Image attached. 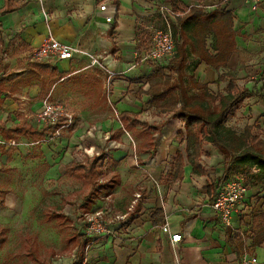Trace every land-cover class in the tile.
I'll list each match as a JSON object with an SVG mask.
<instances>
[{
	"label": "rangeland",
	"instance_id": "1",
	"mask_svg": "<svg viewBox=\"0 0 264 264\" xmlns=\"http://www.w3.org/2000/svg\"><path fill=\"white\" fill-rule=\"evenodd\" d=\"M170 14L171 9H158L147 16L138 15L135 37L127 41L125 53L115 46V42L110 46L114 60L117 63H131L129 67L136 69L134 74H130L129 70L109 68L103 60L100 65H92L97 67L96 70H85L77 75L55 77L43 72L38 73L33 69L31 56L19 57L24 51L31 50L23 43H18L8 51L7 61L0 62V73L3 71L19 73L4 84L9 91V99L5 103H0V126L3 124L14 126L16 122H24L26 119L38 125H41L40 119L45 118L44 122L51 121L55 113L45 115L46 104L54 106V111L57 112L56 122L53 125L48 124V135L39 141L23 134H13L17 137L15 140L13 138L16 144L8 150V147L4 149L1 146L5 138L0 133V187L10 191L6 196L5 205H0V227H7L9 230L8 241L0 250V264H67L66 257L72 254L68 245V238L73 235L70 229L74 226L76 230L78 226L76 221L73 225L67 219L55 218L53 214L64 213L65 207L66 214L78 215L83 210H90L83 207L90 194V188L83 187L81 179L67 172V166L72 165L74 161H82L86 159L85 156L89 158L97 152H104L106 158L103 160L102 168L112 174L119 172L120 167V174L125 181L117 195L113 188L114 195L109 192L112 198L109 205L106 206L99 196L95 207L90 211L112 206L114 214L126 213L129 211L130 202L135 198V193L140 192L143 195L146 191V184L142 187L141 183L149 182L152 191L158 193L161 184H168L171 181L177 152L181 151L186 155L183 122L171 119L161 131L154 133L157 141L156 153L150 157L148 154L139 155L136 151L139 139L134 133L122 128L118 115L123 106H117L118 102L123 100L124 107L137 110L140 112V119L152 125H160L167 119L168 116L160 114L151 106V97L138 90L148 89L150 83L157 80L150 79L149 75L158 65L165 63L143 60L140 51L151 42L153 30L165 29L169 25L172 28L173 18ZM241 22L237 19L236 32L249 44L239 56V71L234 73L238 75L240 70H243V77H238L240 86L252 87L253 83L258 81V78L253 77L257 76L264 66V29L242 32L244 27L240 26ZM251 42L253 44H250ZM213 44L214 38L210 36L209 45L213 47ZM128 51L135 53L130 54ZM128 57L132 60L130 61ZM87 65L88 62L84 59L76 60L72 68ZM194 66L195 60L191 58L189 70L195 72ZM198 79L209 82L214 93H225L227 81L216 82L217 76L213 78L198 76ZM124 81L134 82L136 87L134 91H138L137 95L129 97L130 91L126 93L124 91L115 96L119 101L114 100L115 83ZM37 85H44L43 92L35 94L36 90L34 92L33 89ZM250 99L248 104H241L228 117L227 124L237 131H242L246 124L257 120L260 123L263 121L261 114L264 113V100L257 103L258 97ZM251 101H256L257 104ZM254 104L256 105L253 106ZM55 128L59 133H54ZM205 149L207 154L202 156V161L207 168V174L201 182L195 184V188L198 192L197 201L210 204L208 200L211 195L207 193L206 186L212 180L208 171L213 174L221 173L223 164L221 161L211 160L215 151L211 145H206ZM139 158L144 160L143 163ZM246 176L244 177L249 194L240 202L245 206L241 208L242 204L238 205L236 219H239L240 225L247 229L243 230L242 236L250 243L251 249L248 248V252L257 253V247L264 244V223L259 217L263 210L259 203L264 197V170L253 164ZM134 183L138 185L134 186ZM104 193L100 194L105 195ZM158 199L162 201L163 195ZM130 214L131 212L129 218ZM230 235L231 241H235V244L242 241L239 231H232L228 234ZM94 236L101 234L95 233ZM26 237L33 239V246L37 250L35 256L38 259L27 256L24 247ZM79 250L84 251L80 247ZM234 253L236 255L235 250ZM239 260L240 257H236L232 264H239Z\"/></svg>",
	"mask_w": 264,
	"mask_h": 264
},
{
	"label": "crops",
	"instance_id": "2",
	"mask_svg": "<svg viewBox=\"0 0 264 264\" xmlns=\"http://www.w3.org/2000/svg\"><path fill=\"white\" fill-rule=\"evenodd\" d=\"M102 2L109 4L111 10L116 7L115 19L111 24L105 20V15H109L110 12L108 11L105 14L99 10V5ZM192 5L202 6L206 11H211L216 8L233 11L235 29L238 25V19L242 21L240 26L244 27L242 32H252L258 28L264 29V16L261 14L252 15L245 6L241 5V0H0V62L7 61L6 59L9 57L8 51L13 49L18 43H23L31 50L24 51L23 55L19 57L31 56L33 62L39 61L43 65L42 68L41 66H35L34 63L32 64L33 69L38 73L43 72L55 77H66L71 74L77 75L83 73L85 70L94 71L97 69V67L90 64L89 58L82 54H78L72 59L61 61H49L47 59L36 58L35 50L45 40L47 35L52 34L59 41L79 45L83 50L91 54L103 53L106 50L108 53L102 55L104 64H107L109 68L119 69L120 71L129 70L130 74H134L136 69L129 67L131 63H117L114 60L110 47L112 43L115 42V46L121 48L120 51L125 53L126 49L124 48L128 47L126 45L127 41L135 37V25L138 15L147 16L158 9H171L170 17L173 18V24H177L176 17L178 13L180 14L184 9L188 10ZM115 24L116 26L111 31ZM235 40L236 50L228 64V68L232 72L239 71V56L244 52V47L247 48L249 44L245 41L244 37H240L238 34ZM250 44H253V42ZM134 53L133 51L132 54ZM82 59L88 62L86 67L72 68L73 62L76 60L82 61ZM128 59L130 61L132 60L129 57ZM163 64H166V62ZM242 72L244 71L240 70L238 73L237 76L239 78L243 77L244 74L242 75ZM5 73L8 72L3 71L0 75H4ZM195 74L197 78L198 76L213 78L218 75V72L203 62L197 66ZM254 85L255 83H253L252 87ZM43 86L37 85L33 89L34 92L36 90L35 94L43 92ZM134 86V82L131 81L115 83L114 100L119 101L115 96L124 91L125 93L130 91L128 93L129 97L137 95L139 90L134 91L136 89ZM248 86L250 87V85ZM4 88L6 89L5 86ZM6 91L9 94L7 89ZM1 97H4V95ZM8 99L9 95L4 97L0 103H5ZM250 100V98H247L242 104H248ZM262 100L264 99L258 98L257 103ZM122 101H119L117 104V106H123L120 113L125 110L138 112L137 110L124 107ZM251 102L256 103V101ZM171 119L177 118H170L169 121ZM178 120L183 122L185 128L184 121L182 119ZM24 122L38 130L44 128L43 125L35 124L31 120L28 121L26 119ZM214 150L211 160L222 162L223 155L217 149L214 148ZM117 152L119 153V151ZM206 157L210 159L208 156ZM85 158L87 159L88 157L85 156ZM118 170L119 172L112 174L109 172V176L107 179L105 178L106 181L113 175L118 178V183L111 182L112 186L115 185L113 186V190H116V195L117 192H120L119 189L125 184L120 174V167H118ZM221 171L223 174V169ZM208 172L212 180L209 184L213 185V187L217 186L218 193L221 185L219 180L222 174ZM218 174H221L220 177H218ZM204 175L194 174L192 166L185 164L182 179L173 182L171 176V181L168 184H161L159 186L158 193L154 190L152 191V185L149 182L141 183L142 187L144 186L143 184H146V191L143 193L142 198L134 205L127 224L123 226L119 224L111 225V228L115 230L112 234L101 236L87 235L88 237H92L91 242L76 246L69 251H72V253L75 249L80 251L79 247L84 250L82 251L84 259L81 264H232V261L236 257H240L241 260L242 254L248 252V248L251 249L250 243L246 242L245 237H243V230L247 229L240 225L239 219H236L237 212L234 214L231 226L229 227L225 226L219 220L211 206L212 202L210 199L212 193L208 191L209 184H207L206 188L207 193L211 195L208 200L210 204L206 202L199 203L197 201L199 199L197 198L198 192L195 184L201 182ZM136 185L138 183H134V186ZM113 190L111 193L114 195ZM247 194H249V191ZM160 195H163L162 201L158 199ZM98 197L89 201L87 204H85L86 202L83 203V207L85 206V208L91 210L95 207ZM130 203L128 209L132 205V202ZM259 204L262 205V211H264V197ZM67 205L71 206L70 204ZM240 205L241 208L245 206L244 203H240ZM161 207L164 209L165 220L162 224H155L153 223L151 215L156 208ZM65 211H67L66 207L63 210L64 213L60 212L57 214L64 215L67 221L74 225V221ZM164 223L168 224L171 233L179 232L182 234L183 238L180 242L174 243L171 241V234L162 230ZM70 230L73 232V235L84 234V232L76 231L74 226ZM232 231H239L241 233L242 241L240 242L244 243V250L240 254L237 251L240 242L235 244V239L232 242V236H228ZM234 247L235 249H233ZM234 250L236 251V255ZM256 252L249 253L257 255L264 261V244L262 247H257ZM66 262L67 264L74 262L69 254L66 257Z\"/></svg>",
	"mask_w": 264,
	"mask_h": 264
},
{
	"label": "trees",
	"instance_id": "3",
	"mask_svg": "<svg viewBox=\"0 0 264 264\" xmlns=\"http://www.w3.org/2000/svg\"><path fill=\"white\" fill-rule=\"evenodd\" d=\"M177 24L172 25L173 37L176 43L174 56L166 63L158 65L149 75L152 81L147 90L139 89L151 97L150 104L160 114L169 116L160 125H152L148 121L140 120V112L129 110L119 114L122 128L135 134L139 139L136 147L138 154L147 153L153 156L157 149L154 133L159 132L167 125L170 118L182 119L186 130V148L177 152L175 171L172 181L182 179L185 164L192 166L196 175L206 174L202 163V156L206 154V145H211L223 155V174L219 183L237 175L246 176L253 164L264 170V113L261 114L262 122L255 121L246 124L242 131H237L227 124L230 113L238 108L247 98L258 97L264 99V82L257 83L254 87L240 86L238 76L228 69V64L236 50L235 17L234 12L224 8L206 11L202 6L192 5L188 10H182L177 15ZM116 24L113 26L112 30ZM213 36V47L209 45L208 38ZM194 58L196 70L200 63L205 62L218 72L217 81H227L225 93H214L209 82L200 81L194 71H190V59ZM35 66L43 65L39 61L33 62ZM168 71V73H166ZM17 72H8L0 75V102L8 93L3 84L14 78ZM264 79V77L262 78ZM4 95V97H1ZM139 126V127H138ZM41 130L25 122H16L14 126L3 124L0 133L5 138L2 148L12 149L9 140L17 138L15 134H23L39 139L48 135V126ZM14 134V135H13ZM9 144V145H8ZM104 153H99L93 158L74 161L67 166V172L81 179L83 187L90 188L86 200L96 198L101 192H111V182L118 183V178L113 175L107 179L109 173L102 168ZM143 163V159H139ZM247 177V176H246ZM248 179V178H247ZM100 180H104L100 182ZM212 193L211 202L217 194V186L208 185ZM10 191L0 187V205H5L6 195ZM55 218L66 219L62 214H53ZM264 223V211L260 213ZM153 223H163L164 209L156 208L152 213ZM9 230L0 227V250L8 241ZM24 247L28 257L38 259L37 250L33 246V239L26 237ZM92 241L86 234H74L68 238L69 250L79 245ZM244 250V243L240 242L237 249L240 254ZM243 255V254H242ZM84 254L81 252L79 259L73 264H81Z\"/></svg>",
	"mask_w": 264,
	"mask_h": 264
},
{
	"label": "built area",
	"instance_id": "4",
	"mask_svg": "<svg viewBox=\"0 0 264 264\" xmlns=\"http://www.w3.org/2000/svg\"><path fill=\"white\" fill-rule=\"evenodd\" d=\"M241 5L245 6L252 15L261 14L264 16V0H241ZM99 10L105 14L109 11L110 14L105 15V20L109 24L113 23L116 14V7L111 10L109 4L102 2L99 5ZM152 32L151 42L145 49L140 51V56L143 58V60H151L158 64L160 62L167 63L176 52V43L173 37L172 28L169 25L165 29H155ZM107 53L108 51L104 50L103 53L91 54L86 50H83L79 45H73L59 41L52 34L47 35L45 40L35 50L36 58L47 59L49 61L72 59L78 54L86 55L90 58L91 65H100L101 60L103 59L102 55ZM263 77L264 66L260 69L258 75L253 78H258V81H256V83L260 86L264 82V79H262ZM51 112L55 113L54 115H52V120L44 122L45 118L40 119L39 122L41 125L48 126L49 128L48 124L53 125L56 122L57 112L54 111V106L46 104L44 112L45 115H50ZM54 133H59V131L55 128ZM8 143L10 145H14L16 144V141L11 139L8 141ZM98 154L99 152L90 156L93 157ZM100 182H103V180H100ZM247 189L248 185L246 182V178L243 175L230 177L221 182L220 189L216 194L211 206L217 214L219 220L225 226H231L232 218L237 212L238 205L246 196ZM104 194L105 195H100L99 198L107 206L110 204L112 198L110 193L105 192ZM142 196L143 195L140 192L135 193V198L132 201V205L129 208V211L126 213L114 214L112 206H110V208L106 207L103 209H97L95 211L83 210L82 212L78 213V215L74 213H68V215H70L74 223L76 221L78 226V229H76V231L78 232H84V234L88 236H94L95 233L101 235L112 234L113 232H115V230L111 228V224H119L121 226L127 224L129 221V213L133 210L134 205L140 200V198H142ZM162 230L171 234V241L174 243L180 242L183 238L182 234L179 232L171 233L167 223H164V225L162 226ZM80 254L81 251L75 249L71 255L72 260H78ZM240 264H264V261H262L255 254L245 252L241 256Z\"/></svg>",
	"mask_w": 264,
	"mask_h": 264
}]
</instances>
